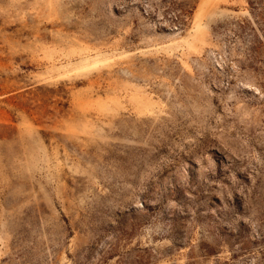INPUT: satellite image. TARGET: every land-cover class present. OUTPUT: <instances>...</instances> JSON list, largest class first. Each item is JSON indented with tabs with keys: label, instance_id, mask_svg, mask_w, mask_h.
I'll return each mask as SVG.
<instances>
[{
	"label": "rangeland",
	"instance_id": "rangeland-1",
	"mask_svg": "<svg viewBox=\"0 0 264 264\" xmlns=\"http://www.w3.org/2000/svg\"><path fill=\"white\" fill-rule=\"evenodd\" d=\"M0 264H264V0H0Z\"/></svg>",
	"mask_w": 264,
	"mask_h": 264
}]
</instances>
